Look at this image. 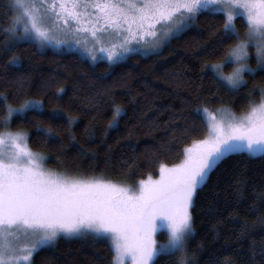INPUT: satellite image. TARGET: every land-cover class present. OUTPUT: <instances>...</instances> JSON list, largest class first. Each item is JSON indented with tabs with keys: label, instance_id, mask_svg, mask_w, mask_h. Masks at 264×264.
<instances>
[{
	"label": "trees",
	"instance_id": "trees-1",
	"mask_svg": "<svg viewBox=\"0 0 264 264\" xmlns=\"http://www.w3.org/2000/svg\"><path fill=\"white\" fill-rule=\"evenodd\" d=\"M8 5L9 0H0V117L8 105L15 108L27 98L43 101L42 109L13 112L6 127L26 131L28 146L52 170L135 185L157 176L160 163H179L186 146L204 139L208 127L197 106L240 114L261 98L264 69L255 60L249 59L255 71L245 72V83L236 90L205 67V62H220L224 50L244 37L248 25L241 16L234 18L235 34L226 36L223 14L200 10L158 51L145 55L146 46L111 62L17 41L5 31L15 16ZM223 66L225 73L233 67ZM116 106L122 112L110 126ZM56 107L64 120L48 118ZM68 116L76 119L69 124ZM37 124L50 127L51 136ZM191 213L186 264H264V155L225 156L197 190ZM242 225H247L244 231ZM164 231L156 234L158 241L166 239ZM112 255L104 238L58 235L34 252L32 264H111ZM180 256L158 253L153 264H178Z\"/></svg>",
	"mask_w": 264,
	"mask_h": 264
},
{
	"label": "snow or ice",
	"instance_id": "snow-or-ice-1",
	"mask_svg": "<svg viewBox=\"0 0 264 264\" xmlns=\"http://www.w3.org/2000/svg\"><path fill=\"white\" fill-rule=\"evenodd\" d=\"M210 3L223 5L219 10L225 13L226 36L235 34V15L246 18L247 35L256 43L257 65L264 69V0H9L8 7L16 15L5 31L15 33L23 23L21 36L35 37L43 44L55 39L51 35L54 29L64 26L83 36L85 46L91 39L108 53L109 60H118L133 49V41L156 47L169 32L194 21ZM113 39L116 42H110ZM250 40L226 48L220 62H205L213 77L229 90L245 83V70L255 71L247 63ZM9 59L17 63L15 57ZM228 63L233 67L225 73L222 65ZM56 91L60 93L62 88ZM42 108V100L27 98L15 108L8 105L7 114L0 117V124L5 125L0 130V264H32L34 252L51 244L59 233L108 238L111 264H153L158 253L176 251L181 252L178 264H186L184 246L193 231L190 209L210 171L225 156L242 149L264 155V89L259 102L250 103L241 115L197 106V114L208 117L204 139L186 146L179 163H160L159 176L140 179L136 187L98 176L46 170L39 163L42 154L28 146V133L6 127L13 112ZM121 112L114 107L110 126ZM48 118L64 120L65 115L56 107ZM66 119L71 124L76 118ZM36 127L51 136L50 127ZM260 222L264 223V217ZM162 227L167 229V239L161 242L155 234ZM246 228L241 226L242 231Z\"/></svg>",
	"mask_w": 264,
	"mask_h": 264
},
{
	"label": "rangeland",
	"instance_id": "rangeland-1",
	"mask_svg": "<svg viewBox=\"0 0 264 264\" xmlns=\"http://www.w3.org/2000/svg\"><path fill=\"white\" fill-rule=\"evenodd\" d=\"M223 8V5L221 4H216V3H210L208 4L207 7H204V8H201V10H210V11H213V12H219V13H222L223 16L225 17V13L222 11V10H219V9H222ZM14 14L16 15V10L14 9ZM236 16H241L243 17V19L246 21V18L241 15V14H237L234 16V18ZM61 25H63V22H59ZM247 23V22H246ZM191 25V22L189 24H187L185 27H183L181 30L179 31H172V32H169L165 38L162 40V41H159L158 42V45L156 47H152L150 44H139L137 43L136 41H133L132 44H133V49L128 51V52H125L123 53L122 55H120V58L123 57L124 55H126L127 53H130V52H133V51H141L143 48H145L146 46H148L145 50V52H142L144 53L145 55L147 53H150V52H154V51H158L165 43H167L169 41V39H171L172 37L178 35L181 31L185 30L187 27H189ZM45 26H48V24H45ZM233 27H234V20H233ZM23 30V23H20L18 25V30L13 33V35L16 37V40L17 41H20V40H30V41H33L35 43H37L38 45H40L41 47H45V48H49L51 50H54V51H71V52H76L78 53L79 55H81L82 57L84 58H87L88 60L90 61H96L97 59L99 58H106V59H103V60H107L108 59V53L106 51H103L101 50V46L99 44H95L91 41V39H89L88 41V44L87 46H85V41H84V38L83 36H78L75 32H72V31H67L66 28L64 26H61V27H58L56 29H54L52 32H51V35H53L55 37V39L53 40H48V41H45L43 44H41V42L36 39L35 37H33L32 39H25L21 36V31ZM79 39L80 40V43L77 44L76 43V40ZM120 39H122V37H120ZM56 40H59L60 43H56ZM241 40H250L249 36L247 35V31L244 35V37L241 39ZM110 42H116L115 39H113L112 41ZM150 45V46H149ZM91 47L92 51L90 52L88 50V48ZM251 50L253 51L252 54H251ZM248 60H247V63L248 65L250 66V62H249V59H253L255 60V62L257 63L256 61V43H255V39H251L250 42H249V45H248ZM119 58V59H120ZM113 60H117V59H113ZM113 60H107V61H113ZM233 66V65H232ZM251 67V66H250ZM224 66L222 65V70L224 71ZM247 72V70H245L242 75L244 77V73ZM226 84V83H225ZM227 86V85H226ZM228 87V86H227ZM219 109H227L229 110L228 108L226 107H223V108H219ZM212 111V110H210ZM245 112V111H244ZM242 112V113H244ZM242 113L240 114H236V115H241ZM203 117L205 118L206 120V123L208 125V117L206 114H202ZM238 152H246V153H249L247 151V149H242ZM251 154V153H249ZM253 155H261L259 153H256V154H253ZM39 163L42 164V166L46 169V170H52L50 168H48L43 160L41 159L39 161ZM53 171H56V170H53ZM58 173H62V174H65V175H69V174H66L64 172H60V171H56ZM157 176H159V172L157 174ZM155 176V177H157ZM153 177V178H155ZM147 178V177H146ZM145 179V178H144ZM139 181V180H138ZM138 181H136L135 185H131L133 187H136L138 186ZM191 210V209H190ZM161 230H165V235H166V239H167V229L165 227H162V228H159L157 230V233ZM156 233V234H157ZM155 234V236H156ZM59 236H63V237H72V236H80V235H85V234H72V235H67V234H64V233H59L58 234ZM57 235V236H58ZM91 235H94V234H91ZM96 236V235H95ZM191 236V235H190ZM189 236V237H190ZM188 237V238H189ZM187 238V240H188ZM108 241V243L111 245V242L108 238H104ZM157 239V238H156ZM165 239V240H166ZM186 240V241H187ZM162 242V241H161ZM177 253H179L181 255V252L180 251H176ZM155 258V257H154ZM153 258V259H154ZM129 264H131V262L129 261Z\"/></svg>",
	"mask_w": 264,
	"mask_h": 264
}]
</instances>
